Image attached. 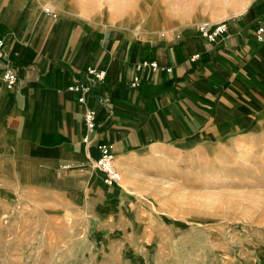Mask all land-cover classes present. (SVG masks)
Instances as JSON below:
<instances>
[{
  "label": "crops",
  "instance_id": "crops-1",
  "mask_svg": "<svg viewBox=\"0 0 264 264\" xmlns=\"http://www.w3.org/2000/svg\"><path fill=\"white\" fill-rule=\"evenodd\" d=\"M45 3L56 18L44 14ZM244 7L214 21H226L228 32L210 43L195 29L200 17L144 33L61 15L55 0H0V39L17 73L6 89L0 62V182L56 199L79 193L96 217L115 218L127 208L133 174L156 156L238 139L263 123L264 42L255 32L264 27V0ZM149 61L157 69L143 68L132 87L135 66ZM88 68L105 69L106 78L80 104L69 86ZM85 108L96 112L89 144L82 143ZM101 143L112 146L120 190L104 185L94 167ZM61 164L71 169L57 177Z\"/></svg>",
  "mask_w": 264,
  "mask_h": 264
},
{
  "label": "rangeland",
  "instance_id": "rangeland-1",
  "mask_svg": "<svg viewBox=\"0 0 264 264\" xmlns=\"http://www.w3.org/2000/svg\"><path fill=\"white\" fill-rule=\"evenodd\" d=\"M55 1L61 15L147 33L185 15L219 21L250 0H153L160 19L150 25L149 0ZM156 158L133 174L115 218L96 217L79 193L56 199L0 182V264H264V122Z\"/></svg>",
  "mask_w": 264,
  "mask_h": 264
},
{
  "label": "built area",
  "instance_id": "built-area-1",
  "mask_svg": "<svg viewBox=\"0 0 264 264\" xmlns=\"http://www.w3.org/2000/svg\"><path fill=\"white\" fill-rule=\"evenodd\" d=\"M44 14L54 17V12L50 7L43 8ZM196 31L199 35L210 43H214L224 35L227 34L228 28L226 21L210 22L202 21L196 25ZM255 40L258 43L264 42V27H259L255 32ZM198 56H193V60ZM0 62L5 66L2 74V81L6 89H12L17 81V73L13 69L9 54L4 50V41L0 39ZM143 68H150L152 70L157 69L155 61L143 62L135 66V76L131 82L132 87H137L140 83L139 72ZM86 76L83 81H78L76 84L69 86L74 87L79 93L78 102L80 104L85 102L86 94H88L92 88L97 84L103 83L106 78V70L98 68H88L85 72ZM108 102V99H105ZM83 121L85 126V135L82 138L83 144H89L96 137L97 124H96V112L91 108H85L83 111ZM99 157L94 161V167L102 174L103 183L108 187H112L119 183L121 175L115 165V156L112 152V146L109 143H101L97 146ZM71 169L68 164H61L57 168L56 176L61 177L63 172Z\"/></svg>",
  "mask_w": 264,
  "mask_h": 264
},
{
  "label": "bare ground",
  "instance_id": "bare-ground-1",
  "mask_svg": "<svg viewBox=\"0 0 264 264\" xmlns=\"http://www.w3.org/2000/svg\"><path fill=\"white\" fill-rule=\"evenodd\" d=\"M152 1L153 0H149L148 1V3H149V8L146 10V12H147V20H148V25H150V20H152V21H158L159 19H160V13H158L157 12V9H158V2H155L156 3V7H153V5H152ZM169 6V5H168ZM147 8V7H146ZM156 8V9H155ZM157 12V13H156ZM53 18H56V17H53ZM118 184V183H117ZM116 184V185H117Z\"/></svg>",
  "mask_w": 264,
  "mask_h": 264
}]
</instances>
